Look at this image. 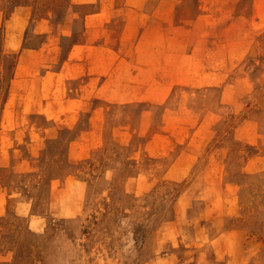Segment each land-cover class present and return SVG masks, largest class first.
<instances>
[{"label":"rangeland","instance_id":"1","mask_svg":"<svg viewBox=\"0 0 264 264\" xmlns=\"http://www.w3.org/2000/svg\"><path fill=\"white\" fill-rule=\"evenodd\" d=\"M0 264H264V0H0Z\"/></svg>","mask_w":264,"mask_h":264},{"label":"bare ground","instance_id":"2","mask_svg":"<svg viewBox=\"0 0 264 264\" xmlns=\"http://www.w3.org/2000/svg\"><path fill=\"white\" fill-rule=\"evenodd\" d=\"M28 207H29V202L27 200H23L20 198L16 199L15 207H14L15 210H18L19 212L27 211Z\"/></svg>","mask_w":264,"mask_h":264}]
</instances>
